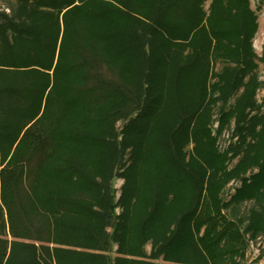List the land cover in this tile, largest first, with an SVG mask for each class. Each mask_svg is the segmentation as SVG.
Returning a JSON list of instances; mask_svg holds the SVG:
<instances>
[{"label": "trees", "instance_id": "16d2710c", "mask_svg": "<svg viewBox=\"0 0 264 264\" xmlns=\"http://www.w3.org/2000/svg\"><path fill=\"white\" fill-rule=\"evenodd\" d=\"M206 1L10 0L0 11V264H235L238 223L264 234L256 16L249 0H214L209 14ZM233 98L220 123L235 118L246 147L227 170L207 124ZM233 179L242 186L223 202Z\"/></svg>", "mask_w": 264, "mask_h": 264}, {"label": "rangeland", "instance_id": "374dc122", "mask_svg": "<svg viewBox=\"0 0 264 264\" xmlns=\"http://www.w3.org/2000/svg\"><path fill=\"white\" fill-rule=\"evenodd\" d=\"M10 0H0V11L7 10L8 5L10 4ZM214 0H207L204 4V11L209 14L211 4ZM251 4V9L255 12L256 21V31L251 39V49L255 53L256 56L261 57L263 55L264 50V0H249ZM223 67L222 62H217V64L214 66V72H219L220 69ZM259 76L260 80L264 82V68L263 66H260ZM242 91V90H241ZM255 100L257 102L258 106L261 107V111H264V88H260L257 90ZM234 104V98L229 100L227 104H220L218 103L217 106L213 107L214 115L212 116V120L207 124V129L210 133V136L213 140H215V143L218 147L219 152L226 154L228 158H232L228 162L227 170H232L235 168V165L237 164L239 157L242 156L244 149L246 145L242 144L239 140V136L236 134V120L235 118L229 119V121L225 124L220 123V115H218L220 110L226 111L229 110V106ZM221 107V108H220ZM260 108V107H259ZM249 112L250 116L256 115L260 112V109H255L253 111L247 110V113ZM124 125L123 121H119L116 124V128L118 131H121L122 127ZM258 132H260L261 127L257 128ZM256 140L258 141L259 138L257 137ZM251 142L250 137L246 139V144ZM252 143V142H251ZM239 147L241 146L240 153L237 155V157H232L233 151L231 148L233 147ZM194 143L190 142L189 145L186 147L185 151L190 152L193 151ZM231 149V151H230ZM123 162L125 163V168L129 165V156L126 155L124 157ZM124 169L122 170V172ZM258 170L255 169L254 173ZM251 174V170H247L245 175H241L244 177H249ZM125 180L123 178L116 177L113 181V189L115 190V198L118 200L121 195V188L124 185ZM242 186V179L241 180H231L223 189L221 193V198L223 202H229L231 200V197L236 192L238 188ZM251 206L249 203H245L241 207L240 214L243 215L246 210ZM224 212L227 214L228 218L236 221L238 218V211H231V210H224ZM120 213V209H116V214ZM239 228L241 230L243 240H244V248L241 251V255L235 257L233 261L235 264H264V234L259 235H253L252 232H248L247 228L250 225L248 221H241L238 223ZM110 230V229H109ZM117 247L115 246L112 255L114 256L115 251ZM147 254L151 253L152 245L151 243L147 244L144 247ZM156 264H162L163 260L162 258L158 261H155Z\"/></svg>", "mask_w": 264, "mask_h": 264}]
</instances>
